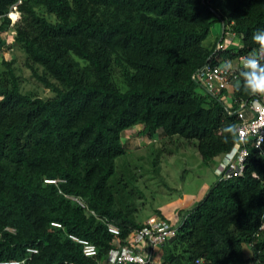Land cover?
I'll return each mask as SVG.
<instances>
[{
    "label": "trees",
    "instance_id": "obj_1",
    "mask_svg": "<svg viewBox=\"0 0 264 264\" xmlns=\"http://www.w3.org/2000/svg\"><path fill=\"white\" fill-rule=\"evenodd\" d=\"M217 22L241 38L239 49L205 44ZM261 29L264 0H0V264H100L117 238L108 224L121 243L145 225L135 172L117 163L128 152L122 134L136 125L164 145L193 144L205 163L230 152L238 116L199 93L192 76L252 53ZM13 45L54 97L22 92L15 62L4 58ZM246 75L232 89L235 110L257 94ZM165 151L173 152L152 155L157 176ZM179 215L159 264H264V144L251 149L241 176L218 178ZM69 235L93 243L97 257Z\"/></svg>",
    "mask_w": 264,
    "mask_h": 264
},
{
    "label": "rangeland",
    "instance_id": "obj_2",
    "mask_svg": "<svg viewBox=\"0 0 264 264\" xmlns=\"http://www.w3.org/2000/svg\"><path fill=\"white\" fill-rule=\"evenodd\" d=\"M12 24L13 19H11V27ZM14 34V31H9L4 37L11 43ZM224 36V25L222 22H217L205 44L210 46L219 43ZM224 43L237 50L241 47V38L227 33ZM4 58L15 62L16 71L22 80L23 93L34 94L41 98L55 96L32 76V72L26 66L25 54L16 45L5 51ZM232 64L235 67L239 66L237 59ZM198 91L206 94L203 87ZM142 128V125H136L123 132L122 141L128 152L126 156L117 160L120 168L128 166L133 169L137 178L136 186L143 193V197L136 202L138 219L145 222L147 219L155 218L158 209L165 212L192 209L203 200L211 186L218 181L214 169L223 157L205 163L193 144L164 145L158 135L154 140L143 136L140 133ZM164 147L173 152L169 154L165 151L162 155V170L160 176H157L153 172L152 155L156 150ZM247 250L250 254L248 248ZM159 251L160 248L156 250V254Z\"/></svg>",
    "mask_w": 264,
    "mask_h": 264
},
{
    "label": "built area",
    "instance_id": "obj_3",
    "mask_svg": "<svg viewBox=\"0 0 264 264\" xmlns=\"http://www.w3.org/2000/svg\"><path fill=\"white\" fill-rule=\"evenodd\" d=\"M18 4L11 8L8 17L15 12L18 15L15 25L20 19ZM12 19V18H11ZM225 31V30H224ZM230 31L226 32L229 33ZM228 47L218 44L216 52ZM264 55V53H262ZM247 56V55H246ZM239 57L238 67H234L232 61L223 62L219 65L206 64L197 70L192 79L199 83L207 94L217 97L224 102L229 115L238 116L237 144L224 155L215 168V174L220 180H229L241 176L245 170V161L249 157L251 149L260 150L264 144V95L257 93L251 101L241 102L237 110L234 109L236 102L232 95L233 86L238 82L240 73L245 70L242 67V59ZM231 100V102H230ZM56 183L55 181H46ZM67 199L87 209L85 202L75 196H66ZM95 215V213L91 212ZM55 228H62L60 223H52ZM109 232L116 238L114 247L109 251L106 259L100 264H154L160 263L161 258L156 250L171 240L177 233L175 225L158 217L151 218L145 225L133 232L126 240L121 241L119 228L108 224ZM70 239L82 247L83 254L88 258H96L97 247L87 239L69 235ZM30 253H37L35 249H29ZM1 264H25V261H11Z\"/></svg>",
    "mask_w": 264,
    "mask_h": 264
},
{
    "label": "clouds",
    "instance_id": "obj_4",
    "mask_svg": "<svg viewBox=\"0 0 264 264\" xmlns=\"http://www.w3.org/2000/svg\"><path fill=\"white\" fill-rule=\"evenodd\" d=\"M258 48L242 59V67L247 70L246 87L252 94L264 95V29L252 36Z\"/></svg>",
    "mask_w": 264,
    "mask_h": 264
},
{
    "label": "crops",
    "instance_id": "obj_5",
    "mask_svg": "<svg viewBox=\"0 0 264 264\" xmlns=\"http://www.w3.org/2000/svg\"><path fill=\"white\" fill-rule=\"evenodd\" d=\"M229 34H233V33H231V32H229ZM227 35V34H226ZM225 35V36H226ZM233 35H235V34H233ZM220 43V42H219ZM218 43V44H219ZM225 44V43H224ZM226 47H231V46H229V45H225ZM234 61H232V63H233ZM234 66V65H233ZM235 67V66H234ZM232 93V92H231ZM214 174H215V169H214ZM215 176H216V174H215ZM217 177V176H216ZM218 178V177H217ZM197 200V199H196ZM158 210H160L161 211V209H158ZM183 211H185L184 209H183ZM180 212H182V209H179V210H176V211H174V212H165V211H161V214H162V216L165 218V220L166 221H168V222H170L171 224H173V225H175V227H178V225L180 224V222H181V219H180V215H179V213ZM147 220H149V219H147ZM146 220V221H147ZM145 221V222H146ZM158 256H159V258H161V255H160V253L158 252Z\"/></svg>",
    "mask_w": 264,
    "mask_h": 264
},
{
    "label": "bare ground",
    "instance_id": "obj_6",
    "mask_svg": "<svg viewBox=\"0 0 264 264\" xmlns=\"http://www.w3.org/2000/svg\"><path fill=\"white\" fill-rule=\"evenodd\" d=\"M11 18H12L14 21H16V20L18 19V15H17L15 12H13V13H11Z\"/></svg>",
    "mask_w": 264,
    "mask_h": 264
}]
</instances>
